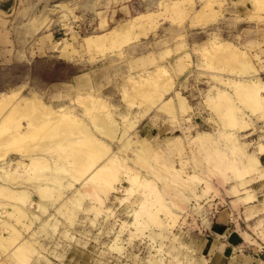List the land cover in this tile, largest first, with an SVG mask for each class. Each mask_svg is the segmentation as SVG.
<instances>
[{
    "label": "rangeland",
    "instance_id": "1",
    "mask_svg": "<svg viewBox=\"0 0 264 264\" xmlns=\"http://www.w3.org/2000/svg\"><path fill=\"white\" fill-rule=\"evenodd\" d=\"M167 1L0 0V95L21 105L0 110V186L29 199L0 195V264H210L222 212L264 250V0H210L206 24L208 0ZM148 12L146 36L86 47ZM40 100L52 120L22 109Z\"/></svg>",
    "mask_w": 264,
    "mask_h": 264
},
{
    "label": "bare ground",
    "instance_id": "2",
    "mask_svg": "<svg viewBox=\"0 0 264 264\" xmlns=\"http://www.w3.org/2000/svg\"><path fill=\"white\" fill-rule=\"evenodd\" d=\"M187 0H172L170 2H165L164 3V9L163 11L165 12L166 16L168 17H172L173 15H175V13L177 14H180L181 12H183L184 9L187 8L188 4L185 3ZM190 4V3H189ZM205 9H206V13L204 15H201V20L200 21V18H198V20L200 22H195V19H194V22H192V24H206L208 23L211 18H207V14L211 12V8H212V3L210 2V0H208L207 2H204L203 3ZM193 7V6H191ZM190 9V8H189ZM214 10V9H213ZM212 10V11H213ZM207 11H210V12H207ZM160 12V11H159ZM180 12V13H179ZM192 13V12H190ZM156 14L153 13V12H148V13H143V14H140V15H137L135 16L134 18H132L130 21L120 25V26H117V27H114L113 29H111L109 32L107 33H101V34H97V35H89L85 38V45L87 48L91 49L94 45H97V46H102L104 44H111V45H118V44H123V43H129L135 39H138L140 38L141 36H146L148 34V32L153 29L156 25ZM192 15V14H191ZM194 15V13H193ZM196 15V14H195ZM194 15V16H195ZM198 15V14H197ZM159 16V15H158ZM200 16V15H199ZM165 17V16H164ZM206 17V18H205ZM190 19H193V18H190ZM196 20V21H198ZM191 21V20H190ZM225 43V42H224ZM62 55L66 56L67 54L69 55V53L65 52L64 50L61 52ZM163 71L165 72V75L167 74V70L165 68H162ZM157 72V71H156ZM164 74V73H163ZM167 76V75H166ZM167 78V77H166ZM160 79V78H159ZM163 79V78H162ZM255 86L258 84L260 86L264 85L260 80H255L254 81ZM252 85H253V82H252ZM257 85V87H258ZM254 86V87H255ZM256 87V89H257ZM221 92V91H220ZM19 95V90H14V91H11L10 93H4V94H1L0 95V110L2 108H4L5 106H13L18 108V106H21V105H17V102H16V98L17 96ZM94 97V96H93ZM33 98V96L31 97ZM40 99V98H39ZM18 101V100H17ZM32 101V100H31ZM89 104H90V107H95V101L94 99H90L89 100ZM103 104V103H102ZM35 105V106H34ZM33 105V103H26L25 104V107L22 108L23 110H26V111H39L41 113H44V114H47V116L50 117V120H52V113L51 111L47 110L46 107L44 106V104L42 103V101L40 100V102H36L35 104ZM100 105V104H99ZM15 108V110H16ZM88 108V107H87ZM88 108V109H89ZM22 111V110H21ZM63 113V112H62ZM73 113V112H72ZM76 115V114H75ZM110 116V115H109ZM63 119V117H59L57 120L58 121H61ZM75 122L78 123V120L77 119H73ZM99 125H104V123H102V120L99 119ZM108 122V121H107ZM36 124V123H35ZM34 123H31L30 126H33ZM37 125V124H36ZM22 126V124H18L17 125V132H18V136L19 138L21 139H24L28 136L31 135V131L28 130L26 133L23 134V136L25 135V137H20V133L18 131V129ZM105 126V125H104ZM27 129V128H25ZM24 132V131H23ZM208 134V133H207ZM16 136V135H15ZM15 136L13 139H15ZM95 136V135H94ZM103 144V143H102ZM104 148H108L107 145L103 144ZM1 155V153H0ZM32 155V154H31ZM5 156V153L1 155V158L2 159L3 157ZM41 158V157H40ZM36 156H33L31 157V160L29 163H25L26 164V167L27 169L32 173V172H35V175L36 177L38 178L37 174H40V172H38L36 174V171L37 169H39L38 171H41L42 168H43V165L47 164L45 159H40ZM111 160V159H110ZM113 162V161H112ZM112 162L109 161V160H106L104 161L103 163H100L99 165L95 166L92 170V175H97V173H100L101 174V169H104L105 167L107 166H110V170L114 172V167H112ZM252 163V162H250ZM44 165V166H45ZM94 165V164H93ZM24 168V167H23ZM109 168V167H108ZM113 168V169H111ZM26 169V170H27ZM41 169V170H40ZM110 171V172H111ZM112 172V173H113ZM44 175H41L39 177H42ZM45 177H42L41 179H44ZM135 178V177H134ZM133 179V178H132ZM106 182L108 183V181L106 180ZM109 184V183H108ZM110 185V184H109ZM2 186V185H1ZM0 186V195H3L4 197H6L8 200H11L13 202H16V203H25V202H28L27 200L28 199V195L26 193V190H10L8 189L9 191H5V188L1 187ZM8 187V186H7ZM40 188V187H39ZM46 188V187H45ZM43 187V189H45ZM41 189V191L43 190ZM19 208V207H17ZM20 210V209H19ZM23 211V210H22ZM21 211V212H22ZM10 212V211H9ZM14 229V228H13ZM15 231V230H14ZM21 245V244H20ZM22 246V245H21Z\"/></svg>",
    "mask_w": 264,
    "mask_h": 264
},
{
    "label": "crops",
    "instance_id": "3",
    "mask_svg": "<svg viewBox=\"0 0 264 264\" xmlns=\"http://www.w3.org/2000/svg\"><path fill=\"white\" fill-rule=\"evenodd\" d=\"M134 18V17H133ZM244 212V211H243ZM245 215V214H244ZM258 214L251 216H244L245 221L247 222V218L250 220L257 216ZM221 218L214 221L211 226V234L217 235L218 237H210L211 241L219 242L217 243V247L219 246L218 251H213L208 256V261L210 264H264V250H259L258 252L247 250V247L250 245L245 244L247 242L253 243L251 241H247L244 236V231L242 230V224L244 222H240L238 220H234L232 216H230L229 212H222L219 215ZM253 239H255L253 237ZM210 240V239H208ZM258 244L261 246L264 244V240L262 238L255 239ZM209 242V241H208ZM264 247V245H263ZM210 253L211 251L208 250Z\"/></svg>",
    "mask_w": 264,
    "mask_h": 264
}]
</instances>
